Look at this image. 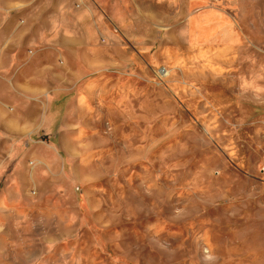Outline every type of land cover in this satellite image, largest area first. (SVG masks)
<instances>
[{
    "label": "rangeland",
    "instance_id": "1",
    "mask_svg": "<svg viewBox=\"0 0 264 264\" xmlns=\"http://www.w3.org/2000/svg\"><path fill=\"white\" fill-rule=\"evenodd\" d=\"M83 1L0 264H264V0Z\"/></svg>",
    "mask_w": 264,
    "mask_h": 264
},
{
    "label": "crops",
    "instance_id": "2",
    "mask_svg": "<svg viewBox=\"0 0 264 264\" xmlns=\"http://www.w3.org/2000/svg\"><path fill=\"white\" fill-rule=\"evenodd\" d=\"M83 3L47 0L36 8L39 0H0V151L24 153L14 165L0 162V223L21 208L19 193L26 195L32 173L29 154L13 136L36 132L33 104L46 102L53 75L67 86V71L81 61L82 50H94L97 37L81 30Z\"/></svg>",
    "mask_w": 264,
    "mask_h": 264
}]
</instances>
